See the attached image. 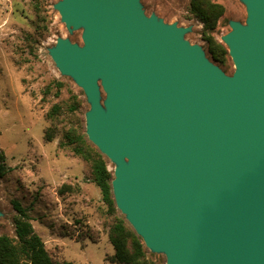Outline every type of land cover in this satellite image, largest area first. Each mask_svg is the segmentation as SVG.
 <instances>
[{
    "label": "water",
    "instance_id": "water-1",
    "mask_svg": "<svg viewBox=\"0 0 264 264\" xmlns=\"http://www.w3.org/2000/svg\"><path fill=\"white\" fill-rule=\"evenodd\" d=\"M247 1L248 26L224 38L233 77L139 0L56 6L85 46L60 40L51 56L92 106L116 207L166 264H264V0Z\"/></svg>",
    "mask_w": 264,
    "mask_h": 264
},
{
    "label": "rangeland",
    "instance_id": "rangeland-1",
    "mask_svg": "<svg viewBox=\"0 0 264 264\" xmlns=\"http://www.w3.org/2000/svg\"><path fill=\"white\" fill-rule=\"evenodd\" d=\"M62 1L0 0V152L8 170L0 178V236L16 237L12 202L18 201L28 209L34 231L55 264H116L109 240L116 217L95 186L90 164L61 145L74 134L99 151L87 136L91 104L51 56L60 40L85 46V29H69L56 8ZM210 1L225 11L212 34L228 51L224 67L208 52L203 25L190 12L191 0H139V6L147 19L185 30V42L198 46L211 64L233 77L237 68L224 38L234 32L231 24L248 26V1ZM99 88L105 109L108 95L101 81ZM55 106L58 115L47 119ZM48 130L53 134L50 142L45 139ZM104 158L114 176L115 164ZM117 217L126 220L118 208ZM145 248L150 260L166 264L165 254Z\"/></svg>",
    "mask_w": 264,
    "mask_h": 264
},
{
    "label": "trees",
    "instance_id": "trees-1",
    "mask_svg": "<svg viewBox=\"0 0 264 264\" xmlns=\"http://www.w3.org/2000/svg\"><path fill=\"white\" fill-rule=\"evenodd\" d=\"M189 7L191 14L203 25L202 37L207 43L211 58L224 67L228 51L212 37L224 15V8L210 0H191ZM59 109L58 106L53 107L47 114V119L53 120L58 115ZM51 132L48 130L45 134L47 142L53 139ZM61 145L69 148L76 156L90 164L95 186L100 189L110 214L116 217L109 233V240L114 248L111 261L116 264H165L164 261L150 260L141 238L128 225L125 218L117 217V208L110 186L113 173L108 170V163L104 156L89 145L83 136L69 134L66 136V142ZM7 172L6 157L3 152H0V178H4ZM62 192L61 189L60 193ZM12 205L16 212L14 220L16 237L12 239L0 236V264H55L43 245L44 242L34 231L28 209L18 201H13ZM64 264L73 263L64 262Z\"/></svg>",
    "mask_w": 264,
    "mask_h": 264
}]
</instances>
